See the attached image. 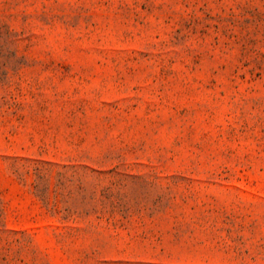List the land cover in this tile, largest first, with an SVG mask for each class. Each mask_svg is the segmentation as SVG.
Instances as JSON below:
<instances>
[{"label": "rangeland", "instance_id": "374dc122", "mask_svg": "<svg viewBox=\"0 0 264 264\" xmlns=\"http://www.w3.org/2000/svg\"><path fill=\"white\" fill-rule=\"evenodd\" d=\"M0 264H264V0H0Z\"/></svg>", "mask_w": 264, "mask_h": 264}]
</instances>
